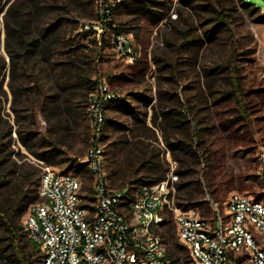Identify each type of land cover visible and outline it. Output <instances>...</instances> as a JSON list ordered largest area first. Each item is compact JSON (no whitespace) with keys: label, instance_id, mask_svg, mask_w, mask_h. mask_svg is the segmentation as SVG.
Returning <instances> with one entry per match:
<instances>
[{"label":"rangeland","instance_id":"1","mask_svg":"<svg viewBox=\"0 0 264 264\" xmlns=\"http://www.w3.org/2000/svg\"><path fill=\"white\" fill-rule=\"evenodd\" d=\"M11 1L3 0L0 10V53L7 60L3 14ZM112 1V17L122 28L119 34H123L129 48L118 49L109 30L105 42L96 47L97 67L92 76L103 82L106 89L79 97L76 111L80 113L62 135L59 144L62 155L56 164L38 159L18 139L8 86L9 68L6 67L1 83L8 98H1L0 130L7 129L6 120L13 124L12 156L19 158L15 153L19 149L26 154L24 158L40 163L41 170L49 165L76 172L82 180L83 194L89 195H83L82 201L91 202L92 178L87 164L80 172L65 166L72 158L86 160L96 129L92 118L93 97L114 92L125 97L134 111L112 103L103 110L107 121L100 145L105 161L134 159L135 165H141V159L149 156L150 151H158L156 160L165 168V174L170 170L176 173L179 160L173 157L166 143L164 135L170 127L160 113L170 107L171 112L177 109L188 114L191 128L207 148L205 161L194 165L200 169L204 165L200 177L203 189L190 204L210 214V198L222 202L234 190L260 197L258 155L264 151V21L256 18L264 12V0H252L262 6L260 9H253L243 0H165L166 5L161 7L164 17L159 20L136 9L138 1ZM83 18L91 19L93 15ZM94 26L101 31V26ZM33 80L29 77L28 89L34 99L38 93ZM233 86V93L224 97V90ZM33 109L30 113L21 112L23 124L34 130L36 136L50 135L40 105ZM154 112H159L156 124L153 123ZM193 173H188L187 179L196 178L195 171ZM180 180L179 176L176 183ZM141 183L133 182L127 187L130 196ZM168 225L173 231L171 238H165L170 248L172 242L180 240L173 220L164 224L161 231ZM179 261L182 263L183 259ZM36 264H41V259L36 260Z\"/></svg>","mask_w":264,"mask_h":264},{"label":"trees","instance_id":"2","mask_svg":"<svg viewBox=\"0 0 264 264\" xmlns=\"http://www.w3.org/2000/svg\"><path fill=\"white\" fill-rule=\"evenodd\" d=\"M137 1L136 9L148 14V17L155 20L164 17L161 7L166 5L165 0ZM243 2L251 4L253 9L262 7L252 0ZM115 3L118 5V1ZM3 4V0H0V10ZM108 9V14L102 18L94 0H12L3 14L5 49L9 58L7 60L0 53V102L3 96L8 98L1 83L8 67V86L12 93L11 107L15 113L18 139L28 152L47 163L56 164L57 158L62 155L59 144L65 130L77 121L80 113L76 111L79 97H86L94 90L99 91V81L92 76L97 67L95 49L105 42L108 30L113 39H117V35L122 32L119 23L112 17L114 6L110 5ZM92 15L91 19L83 18ZM256 19L264 21V12ZM95 24L101 26V31L94 27ZM29 77L34 79L38 93L34 99L28 89ZM227 79L235 85L230 76ZM233 88L224 90L223 96L233 93ZM97 101H100L103 120L99 133L93 132L90 147L100 143L104 137L107 116L103 110L109 103L134 111L126 98L118 93L113 92L104 98L93 97L92 103ZM37 104L52 137L49 134L36 136L38 134L20 119L23 115L21 112H33ZM171 111L169 107L160 112L165 124L174 128H169L164 137L173 157L179 160L175 168L181 179L176 183V202L187 205L194 203L203 189L200 177L204 173V165L201 169L194 168V165L205 161L207 148L202 138L191 128L188 114L177 109L176 112ZM157 113L154 112V124L157 123ZM5 125L7 131L0 130V264H36V260L41 259V248L23 229L22 217L28 207L39 200L37 185L41 174L40 163L24 158L26 154L20 153L19 149L15 151L19 158L12 156L14 148L10 146V136L13 124L6 120ZM119 125L123 126V123ZM157 158L158 151H150L149 156L141 159V165H135L134 159L113 162L110 159L105 161L104 157L108 184L113 188H127L133 182H153L163 178L166 170ZM72 159L65 166L66 169L80 172L85 168L86 160ZM141 170L144 172L140 173ZM193 171L196 178L187 179L188 173L194 174ZM88 172L92 178L89 169ZM161 232L167 240L173 236L169 225ZM170 250L177 258L180 253L184 254L187 260V251L181 242H172Z\"/></svg>","mask_w":264,"mask_h":264},{"label":"built area","instance_id":"3","mask_svg":"<svg viewBox=\"0 0 264 264\" xmlns=\"http://www.w3.org/2000/svg\"><path fill=\"white\" fill-rule=\"evenodd\" d=\"M94 2L102 18L114 4ZM125 41L118 34L116 47L129 48ZM99 86L101 92L106 89L101 81ZM92 106L98 134L103 120L100 101ZM104 155L100 143L87 151L92 175L88 203L82 201L89 195L81 190L79 174L43 166L37 185L40 199L22 217L23 229L40 245L41 264H264V151L258 155L262 195L234 190L222 202L210 198V214L194 204H177L178 175L173 170L141 183L133 196L127 188L111 187ZM169 220L185 245L187 260L167 247L161 229Z\"/></svg>","mask_w":264,"mask_h":264}]
</instances>
